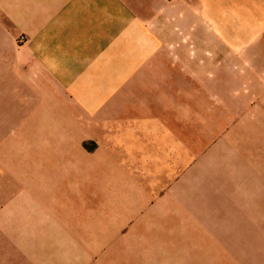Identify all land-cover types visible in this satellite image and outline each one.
I'll list each match as a JSON object with an SVG mask.
<instances>
[{
  "label": "rangeland",
  "instance_id": "obj_1",
  "mask_svg": "<svg viewBox=\"0 0 264 264\" xmlns=\"http://www.w3.org/2000/svg\"><path fill=\"white\" fill-rule=\"evenodd\" d=\"M133 8L141 38L165 68L157 89H171L157 93L156 102L166 112L170 102V132L162 134L173 153L182 152L170 186L188 174L177 190L181 213L173 207L165 214L169 221L157 218L161 213L100 206L115 168L88 165L101 161V151L93 152L113 127L81 124L73 135L67 125H32L28 118L42 108L32 94L14 89L0 94V264H261L263 197L251 203V216L241 215L232 210L230 188L235 159L264 186V0H134ZM27 42L25 36L16 41ZM66 126L70 140H51L49 133ZM80 128L96 140L80 142ZM171 160L177 168L180 158ZM160 170L162 163L150 165L152 174Z\"/></svg>",
  "mask_w": 264,
  "mask_h": 264
},
{
  "label": "crops",
  "instance_id": "obj_2",
  "mask_svg": "<svg viewBox=\"0 0 264 264\" xmlns=\"http://www.w3.org/2000/svg\"><path fill=\"white\" fill-rule=\"evenodd\" d=\"M133 5L134 0H0V77L6 81L0 94L7 97L14 89L32 94L42 108L28 118L32 125H67L73 135L79 134L74 130L81 124L112 126L98 139L93 152L101 151V161L88 165L103 169L113 164L115 168L108 174L113 180L106 179L100 192V206L109 212L161 213L157 218L171 221L165 214L173 207L181 213L177 190L188 174L170 186L179 177L182 152L173 153L169 140L166 146L162 133L170 132L165 116L170 118L171 106L168 102L166 112L164 103L157 104L156 94L171 89H157L156 78L166 75L165 68L156 64L162 59L156 58L154 48L151 51L148 38H141L143 27ZM20 36L28 42L17 46ZM67 126L49 133L51 140L66 137L62 131ZM80 131V142L96 140ZM77 147L84 152L80 143ZM173 155L180 160L172 169ZM235 160L231 166L232 210L251 216L253 200L259 195L264 201V186L258 187L245 161L240 165V159ZM154 162L163 165L158 175L149 172ZM219 193L215 187V213L223 209ZM152 200L158 201L147 209ZM259 262L264 264L263 256Z\"/></svg>",
  "mask_w": 264,
  "mask_h": 264
}]
</instances>
